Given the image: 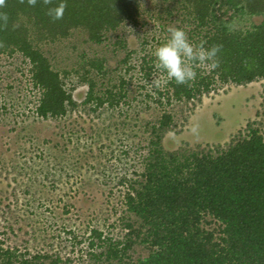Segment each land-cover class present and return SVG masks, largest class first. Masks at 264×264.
Masks as SVG:
<instances>
[{
    "label": "rangeland",
    "instance_id": "374dc122",
    "mask_svg": "<svg viewBox=\"0 0 264 264\" xmlns=\"http://www.w3.org/2000/svg\"><path fill=\"white\" fill-rule=\"evenodd\" d=\"M135 1L132 17L103 32L101 43L91 41L83 28L52 42L22 18L35 48L72 97L74 105H67L63 116H39L43 90L35 85L29 59L19 51L0 53V240L6 247L90 264L92 230L123 240L125 224L138 220L128 210L126 194L134 180H144L153 127L162 116L145 95L154 92V79H164L158 70L144 78L142 61L154 57L169 28H183L189 37L193 25L179 0ZM263 18L223 14L231 28L242 30ZM129 67L134 68L130 73ZM124 77L126 99L120 105L86 102L91 82L99 97ZM167 111L173 123L162 138L166 152L226 149L249 125L264 137V79L224 85L201 102H175ZM130 254L144 258L149 250L137 244Z\"/></svg>",
    "mask_w": 264,
    "mask_h": 264
},
{
    "label": "trees",
    "instance_id": "16d2710c",
    "mask_svg": "<svg viewBox=\"0 0 264 264\" xmlns=\"http://www.w3.org/2000/svg\"><path fill=\"white\" fill-rule=\"evenodd\" d=\"M60 2L37 0L33 5L29 0H3L0 4V53L19 51L29 59L35 85L43 90L37 108L43 118L65 115L67 105L74 102L48 58L35 48L22 18L52 42L83 28L91 41L101 43L103 32L115 30L131 18L136 7L135 0H64L62 19L53 20L48 9ZM179 4L193 25L191 42L205 48L219 46L216 66L196 64L194 81H169L145 95L146 102L152 100L162 116L153 127L155 137L150 142L144 180H134L126 194L128 210L138 220L125 224L128 232L123 240L113 241L92 230L87 253L90 264H264V137L259 130L249 125L226 149L214 152H166L162 145L163 134L173 123V115L167 111L173 103L201 102L204 95L224 85H248L264 79V18L248 30L233 29L223 20L229 11L264 17V0H179ZM197 66H209L210 71ZM157 70L166 79L155 65V57L145 56L144 78L151 79ZM127 83L121 78L115 86L118 92L110 88L95 97L91 82L86 102L116 107L126 99L123 90ZM212 223L218 227L208 229ZM137 244L148 248L147 257L132 258L130 251ZM0 264L71 261L49 254L32 255L6 247L0 240Z\"/></svg>",
    "mask_w": 264,
    "mask_h": 264
},
{
    "label": "clouds",
    "instance_id": "9594fccd",
    "mask_svg": "<svg viewBox=\"0 0 264 264\" xmlns=\"http://www.w3.org/2000/svg\"><path fill=\"white\" fill-rule=\"evenodd\" d=\"M37 0H29L30 4H35ZM3 0H0V4ZM66 4L64 0L48 9V15L53 20L62 19ZM169 38L166 42L154 49L155 64L157 69L165 73L166 79H154L156 87H162L169 81H175L176 84H188L197 78V72L194 65L209 64L215 67L214 58L217 56L220 48L213 46L205 48L194 45L183 28H169Z\"/></svg>",
    "mask_w": 264,
    "mask_h": 264
}]
</instances>
